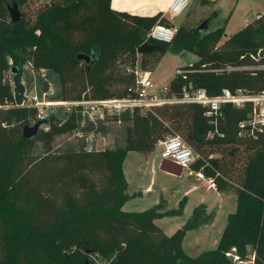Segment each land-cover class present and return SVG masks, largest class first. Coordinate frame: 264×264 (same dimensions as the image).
Returning a JSON list of instances; mask_svg holds the SVG:
<instances>
[{"label":"trees","instance_id":"1","mask_svg":"<svg viewBox=\"0 0 264 264\" xmlns=\"http://www.w3.org/2000/svg\"><path fill=\"white\" fill-rule=\"evenodd\" d=\"M28 1L0 0V264H232L228 253L233 248L246 258L250 247L255 264H264V129L257 137L238 134L251 103L225 104L217 125L205 114L206 107L196 102L135 107L123 114L119 125L125 126L123 142L103 150L94 149L88 135H106L117 125L113 119L92 121L76 108L64 118L49 115L48 127L27 138L23 127L38 109L21 106L25 63L35 71L55 70L63 100L125 98L136 95V65L153 71L168 51L198 57L168 83V97H180L191 88H204L209 95H219L225 88L264 92V12L223 42L226 26L201 33L197 27L181 25L166 43L149 37L156 23L172 24L163 13L120 11L111 0H52L34 17L24 14L13 22L9 6L16 3L20 8ZM146 41L161 48L139 52ZM80 54L91 58L87 61ZM174 134L199 154L192 169L214 176L218 188L227 182L237 187V208L229 213L217 246L197 256L188 254L182 243L189 230L213 217L204 204L162 243L150 236L159 230L154 220L181 214L185 199L166 212L161 211L163 201L144 211L123 210L130 199L124 172L128 152L150 153ZM64 135L78 138L77 151L53 152L54 141ZM38 143L46 149L42 165L57 167L53 174L69 176L77 168L101 166L109 170L110 183L82 204L72 197L63 206L53 199L40 201L26 191ZM132 227L137 230L129 231Z\"/></svg>","mask_w":264,"mask_h":264},{"label":"rangeland","instance_id":"2","mask_svg":"<svg viewBox=\"0 0 264 264\" xmlns=\"http://www.w3.org/2000/svg\"><path fill=\"white\" fill-rule=\"evenodd\" d=\"M51 1L29 0L20 7V10L25 15L34 17L39 10L45 8ZM257 1L240 0L239 5L232 10L236 0H200L198 2L195 0L194 3L190 2L188 9L176 19V22L180 23L184 18H188V22H185L187 27H197L206 18H209V26L203 33L226 26V35L221 40L223 42L231 34L241 30L237 26L243 25L244 17L248 16L249 21H251L257 17L258 11L264 12V0ZM188 55L191 62L198 59L194 53H189ZM186 65L187 62L181 57V53L168 51L152 71V79L158 87L168 85L176 76L177 70ZM44 73L35 71L28 63L24 64L23 79L25 82L23 79L22 81L25 85V93L28 95L38 93L41 96L43 90H47V100H62L61 82L58 73L52 69L46 74ZM46 75L52 85L46 79ZM48 113V115H63L67 112L63 106H55L51 107ZM111 123L113 122L111 121ZM124 131L125 126L117 124L112 126L106 135L91 132L88 136L92 139L94 149L103 150L114 146L118 142L122 143ZM78 142V138L73 135L60 136L54 141L53 152L77 151ZM162 147L163 145L159 141L156 148L150 153L136 150L128 152L124 161V171L128 182L127 192L130 194V199L123 206L125 211H144L162 201L164 202V207L161 208L163 212L177 208L180 200L182 198L185 199L184 191L197 183V174L189 166L185 167L182 175H174L160 168ZM34 157L37 162L33 166L31 164L32 168L26 176V191L42 202L46 199H53L58 205L63 206L66 199L72 197L73 199H78V203L82 204L87 201L92 192H103L110 183L109 170L101 166H94V169H89L88 167L77 168L69 176L61 175L57 172L53 174L52 171L57 169V167L53 168L54 163L42 165V159L46 157V149L42 143L37 144ZM52 175H54L53 179ZM201 197L207 200L209 208L212 209L211 211L215 210V219L203 223L199 228L190 230L184 240V248L192 256H197L205 250L215 248L218 244H215L216 238L220 239L227 224L229 213L234 212L237 208V201L233 196H228L222 206L218 208L220 199L216 193L214 191L206 193L203 189L189 194L187 199H185L181 214H163L156 218L154 223L159 230L150 234L152 240L162 243L166 237L171 236L192 215L194 208L200 204ZM135 230L137 228L132 227L129 231ZM105 232L106 230L100 231V235L105 234ZM248 252L249 255L254 253L252 250H248ZM230 253L232 264H235L234 255L236 251L232 249Z\"/></svg>","mask_w":264,"mask_h":264},{"label":"built area","instance_id":"3","mask_svg":"<svg viewBox=\"0 0 264 264\" xmlns=\"http://www.w3.org/2000/svg\"><path fill=\"white\" fill-rule=\"evenodd\" d=\"M190 0H173L162 17L168 22L156 23L149 32V37L159 42L169 43L178 32L179 26L173 24L189 7ZM179 72H182L180 69ZM136 74V95L125 98L108 99H87L78 100H47V90H43L42 95L38 93L28 95L25 93V100L21 106L35 107L38 109L37 115L29 124H34L39 119H46L51 107L63 106L66 112L78 108L84 117L92 121L98 119H113L118 125L122 123L125 112H132L135 107L148 108L153 104L166 101L196 102L206 107V115L212 118L214 125H217L218 118L222 115V107L231 103L235 107H243L251 103L252 110L249 117L239 123V136L257 137L264 129V92L249 93L243 89L232 92L225 88L219 95H209L204 88L185 89L182 96L168 97L166 95L168 85L158 87L152 79V71L145 70L139 64L135 67ZM47 123L42 128H47ZM90 139V137H88ZM92 139H90V142ZM163 145L161 150L162 159L173 160L184 167L191 164L199 157L192 147L178 134L169 135L161 140ZM92 148V143L88 144V149ZM197 177L202 180L206 190H217L218 183L214 176H208L202 169L195 170ZM236 251V248H233ZM230 256L231 253L229 252ZM235 264H255V252L246 258H241L237 253L234 255Z\"/></svg>","mask_w":264,"mask_h":264},{"label":"crops","instance_id":"4","mask_svg":"<svg viewBox=\"0 0 264 264\" xmlns=\"http://www.w3.org/2000/svg\"><path fill=\"white\" fill-rule=\"evenodd\" d=\"M172 1L173 0H111V6L114 9L120 10V11H127V12H130V13L144 15V16H153V15H155L157 13H164L168 9V7L172 3ZM198 1H200V0H197V2ZM255 1H257V0H255ZM259 1H257V2H259ZM190 2L194 3L195 0H190ZM239 3H240V0H236L234 8L232 10H234L239 5ZM258 12H260V11H258ZM187 19L188 18H184V20L182 22H180V23H177L175 21L173 24H175L177 26H181V25L187 26V24H185ZM189 20H190V18H189ZM249 20L250 19L248 18V16L244 17V19H243L244 23H243L242 26H237V27H239L238 29H242L249 22ZM240 22H241V20H240ZM225 35H226V32H225ZM49 70L50 69H42L41 72H45L44 74H46ZM179 70L180 69L177 70V73L179 72ZM46 79L52 85L51 81L47 78V75H46ZM23 81L25 82L24 79H23ZM65 115L66 114H63V115H60V114L58 115L57 114V116H59L61 118H64ZM160 143H161V141H160ZM189 167H191V166H189ZM184 169H185V167H184ZM184 169H183V171H184ZM192 171L195 172L194 169H192ZM196 178L198 180L197 183L192 185V186H190L187 190L184 191L183 195H185V197H184L185 199H187V197L189 196L190 193L198 191L199 189H203V191L206 192V193H211L213 191L216 193L217 197H219V199H220V202L218 204L219 207L217 206L218 208H220L222 206V203L225 202V200H226V198L228 196H233L236 199V201H237V187L232 182H227V184L224 187L218 188L217 191L216 190H209L208 191V190H206L204 188L202 180H200L198 177H196ZM200 204H204L206 206L207 212L212 213L213 217L209 221H213L215 219V213H214L215 210L211 211L212 209L209 208V203L207 202V200H205L204 197L200 198ZM188 232L186 233V236H187ZM186 236H185V238H186ZM185 238H184V240H185ZM184 240H183V243H182L183 248H184ZM218 242H219V239L216 238L215 244H217ZM184 250H185V248H184ZM249 250H252L254 252L253 248H251Z\"/></svg>","mask_w":264,"mask_h":264},{"label":"water","instance_id":"5","mask_svg":"<svg viewBox=\"0 0 264 264\" xmlns=\"http://www.w3.org/2000/svg\"><path fill=\"white\" fill-rule=\"evenodd\" d=\"M9 13H10L11 20L13 22L19 21L25 17L24 13L20 10L18 4L16 3L9 6ZM208 26H209V18H206L204 21L201 22L199 26H197V29L199 32L203 33L205 30H207ZM157 48H161V45L146 41L140 45V47L138 48V51L144 52V51L157 49ZM181 57L185 59L187 64L191 63L187 51H182ZM79 58L89 61L91 57L86 54H80ZM13 69H16V67H13ZM46 122H47L46 119H39L32 125L26 124L23 127V135L27 138H30L36 135L39 132V130L42 128V125H44ZM160 168L168 173H171L174 175H181L183 172L184 166L170 159H162L160 163Z\"/></svg>","mask_w":264,"mask_h":264}]
</instances>
